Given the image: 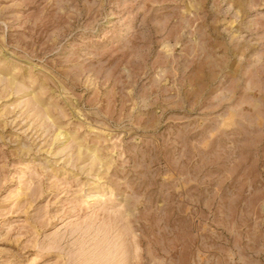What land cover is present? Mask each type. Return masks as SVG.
<instances>
[{"label":"rangeland","instance_id":"374dc122","mask_svg":"<svg viewBox=\"0 0 264 264\" xmlns=\"http://www.w3.org/2000/svg\"><path fill=\"white\" fill-rule=\"evenodd\" d=\"M0 264H264V0H0Z\"/></svg>","mask_w":264,"mask_h":264}]
</instances>
